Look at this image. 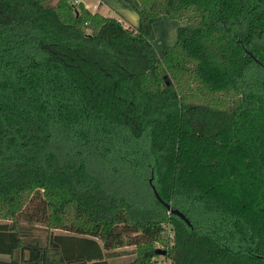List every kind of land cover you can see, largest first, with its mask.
I'll list each match as a JSON object with an SVG mask.
<instances>
[{
    "label": "trees",
    "instance_id": "1",
    "mask_svg": "<svg viewBox=\"0 0 264 264\" xmlns=\"http://www.w3.org/2000/svg\"><path fill=\"white\" fill-rule=\"evenodd\" d=\"M138 2L0 0V264H264V0Z\"/></svg>",
    "mask_w": 264,
    "mask_h": 264
},
{
    "label": "crops",
    "instance_id": "2",
    "mask_svg": "<svg viewBox=\"0 0 264 264\" xmlns=\"http://www.w3.org/2000/svg\"><path fill=\"white\" fill-rule=\"evenodd\" d=\"M77 2H81L84 4V6L91 11L92 13H99L105 17H113L117 18L123 22H125L126 25H130L134 28H138L140 21H139V15L134 7L139 8L140 4L138 0H131V3H129L127 0H76ZM164 16H159L157 18H154L150 21L151 26V33L153 34V25L152 23L156 20H161L164 26H167L168 21H163ZM183 25V23H181ZM179 27V26H178ZM178 27L175 29L174 37L172 34L165 32V35L160 39L163 46L165 45H172L173 43H176L177 40V31ZM174 45V44H173ZM160 49V48H159ZM130 256H133L132 259H127ZM136 255L130 254L125 255L117 259H122L124 262H131L135 259ZM125 259L127 261H125ZM113 259L109 260V264H112ZM115 260V259H114ZM127 264V263H126Z\"/></svg>",
    "mask_w": 264,
    "mask_h": 264
},
{
    "label": "rangeland",
    "instance_id": "3",
    "mask_svg": "<svg viewBox=\"0 0 264 264\" xmlns=\"http://www.w3.org/2000/svg\"><path fill=\"white\" fill-rule=\"evenodd\" d=\"M163 21H168L166 23L167 26H164L163 23L161 22V20H157V21L155 20L152 23V25H153L152 26L153 27V34H151V39H152V41L154 42L155 46L158 49L159 48L160 49L163 48V44L161 43L160 39L165 35V32L172 34V36L174 37L175 30H176L175 28L178 27V26L181 27V26H184L185 24H187L186 21L173 20V19H170L167 16H164ZM181 23H183V25ZM179 27L177 29H179ZM176 37H177V35H176ZM173 44H175V43H173ZM168 227H169V225H168ZM168 231L171 232V228L170 227L168 228ZM55 233L59 234V233H63V232L60 231V230H56ZM33 234L36 235V236H39L43 240H45V237L47 235V233L44 231V229H42V227L34 230ZM158 247H160V245ZM132 248L133 247H128L127 250H131ZM133 255H135V254H133ZM134 257H136V256H134ZM118 258H120V257H118ZM132 258H133V256H130L127 259H132ZM0 259L9 260L10 257L9 256H5V255H0ZM114 259L111 262L112 264H126V263L127 264H131V262L130 263L129 262H124L123 258L122 259L114 258ZM125 261H127V260L125 259ZM157 263L158 264H171V260L169 258L165 257L164 255H161V256H159V258H157Z\"/></svg>",
    "mask_w": 264,
    "mask_h": 264
},
{
    "label": "water",
    "instance_id": "4",
    "mask_svg": "<svg viewBox=\"0 0 264 264\" xmlns=\"http://www.w3.org/2000/svg\"><path fill=\"white\" fill-rule=\"evenodd\" d=\"M153 189H154V192H155V195L157 196V198L160 199V197H159L157 191L155 190L154 186H153ZM166 205H167L168 209H170V210L172 209V205L171 204H166ZM171 211L176 213L177 215H179L180 217H182L183 219H185L189 223L188 219L184 216V214L182 212H180L179 210H171ZM158 254L159 255H165L166 251L159 250Z\"/></svg>",
    "mask_w": 264,
    "mask_h": 264
}]
</instances>
